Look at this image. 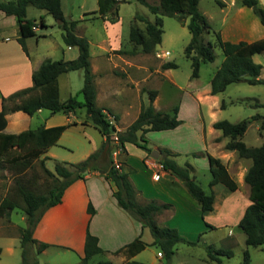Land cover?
<instances>
[{"label":"crops","instance_id":"crops-1","mask_svg":"<svg viewBox=\"0 0 264 264\" xmlns=\"http://www.w3.org/2000/svg\"><path fill=\"white\" fill-rule=\"evenodd\" d=\"M92 1L95 2L92 4ZM127 1L129 0H123ZM156 1L154 5H160V0ZM72 2L75 0H61V6L67 19L79 21L76 32L80 36L83 35L80 32H84L86 25L97 20L101 22L104 30V36L99 40L88 39L90 67L94 77L96 106L115 116V128L125 131L137 119L142 108L149 104L155 111L171 114L177 108V118L181 121L177 127L145 134V139L148 137L150 141V145L146 144L150 151L134 143H125V149L118 157L121 163L118 170L128 174L138 191L137 198L140 203L155 201L170 205L154 215L159 226L175 228L182 237L195 244L178 243L169 261L163 253L159 256L160 250L152 244L154 238L150 229L142 226L114 197L115 185L106 177L112 157L109 153H103L97 160V170L88 171L83 178L72 182L64 190L61 201L43 212L33 232V238L38 244H46L39 252L47 257L48 263L43 264H98L103 260L112 264H125L128 261H136L138 264H220L208 257L206 247L212 245L218 248L225 241L226 235L234 234V240L240 244L245 243V235L235 233L228 227L238 226L250 200L242 204L241 198L231 196L222 189L223 184L218 183L210 186L214 195L213 209L203 212L188 193L184 182L175 173L165 169L160 163L161 160L152 156L153 151H158L164 159L167 153L178 165H191L192 176L196 181L201 170L210 171L212 159H220L238 185L231 192H236L247 184L244 176L251 160L240 158L235 150L228 149L226 146L230 138L214 127L215 122L224 119V91L212 93L211 78L214 72L210 78L205 79L200 68L199 76L191 77V61L184 53L192 36L188 20L182 23V30L176 29L174 32L177 37L182 36L179 54L172 53L162 37V16L174 17V13L161 10L159 14H154L153 21L149 19L157 23L161 31V42L155 46L154 51H168L169 54L162 58L151 56L152 62L148 63L147 54L141 48L131 43L124 44L119 28L122 24L120 15L116 22L111 23L98 13V0H85L76 4L79 14L74 18L76 16L72 15ZM259 4L264 7V0H259ZM219 5L221 19L215 29L220 31L224 40L237 43L264 38V25L252 8L242 5L239 0H221ZM199 11L212 20V16L206 11ZM41 17L47 25L46 32L37 35L41 28L38 26L34 36L23 37L16 14L0 11V111L3 108V97L32 87V74L44 60L67 61L76 59L79 55L76 46L66 45L55 37V23L48 22L46 16L40 13L39 20ZM57 50L61 53L57 54ZM183 56L186 58L184 69L180 62ZM263 71L262 65L260 78H264ZM75 80L76 77L73 78L70 71L58 76L61 101L75 95L82 88V84ZM150 90L157 91L152 101L149 97ZM230 100L234 102V98ZM82 108H76L69 113L40 109L33 115L21 110L9 111L4 132L19 133L35 129L32 128L34 125H39L36 126L38 128L70 123L57 143L39 158L47 169L54 172L57 163L68 165L87 159L106 140V135L90 121L86 110L83 111ZM154 132L158 134L154 135ZM89 206L94 209L93 213H90ZM228 208L230 215L224 212ZM221 227L228 229L223 236L212 234ZM19 229L11 218L0 217V264L22 263ZM88 232L97 237L102 251L85 261ZM138 237L147 246L137 254L129 256L126 245ZM181 245L187 246L186 252L189 256L180 258L175 263L180 250H184ZM197 248L199 254H192V249ZM65 253L72 255L64 257L66 255L62 254ZM55 256H58V261H54Z\"/></svg>","mask_w":264,"mask_h":264},{"label":"trees","instance_id":"trees-1","mask_svg":"<svg viewBox=\"0 0 264 264\" xmlns=\"http://www.w3.org/2000/svg\"><path fill=\"white\" fill-rule=\"evenodd\" d=\"M146 6L153 14L159 12H172L181 23L188 20L191 31V39L184 49L185 55L191 61L192 78L199 76L201 65L215 60V48H219L224 56L221 65L216 69L211 78V90L213 94L225 91L228 85L235 82H245L248 84L264 83V78H260L262 65L253 60V56L264 51V38L254 42L240 41L233 43L222 38L219 30L214 29L205 15L198 8L200 0H160V5H154L147 0H137ZM122 0H98V13L106 17L111 23L118 20L119 4ZM242 5L252 8L254 14L264 25V7L259 4V0H239ZM35 6L51 14L57 26L62 30L63 40L66 45L76 46L79 55L73 60H44L33 72V85L30 88L14 92L3 97V108L0 111V167H5L18 173L23 172L32 160L55 145L63 133L70 125L63 124L52 127L40 126L35 129H28L19 133H6L4 129L7 125V113L9 111L21 110L29 115L35 114L40 109H48L51 112H73L76 108H85L90 121L106 135V140L98 151L91 154L87 159L71 163L68 165L57 163L54 172L47 169L45 172L54 178V184L47 192H35L23 185L18 186L20 198L23 201L26 226L21 228L22 264H40L36 253L41 252L46 247L45 243H37L33 238V232L37 226L43 212L49 207L61 201L64 190L75 180L83 178L84 174L91 170H97V160L103 153L111 154L114 147L112 133L115 128L110 125L102 112L96 106V90L94 87V77L90 67V44L86 37L76 34L78 20L67 19L61 6V0H0V11L15 13L19 22L20 32L23 37L34 36L35 27L47 26L44 19L36 22L28 19L27 8ZM139 19L145 23L144 29L137 25L130 28V41L141 48L145 53L151 52L157 44L161 42V31L157 23L151 22L144 16ZM82 70L84 84L75 94L65 101L59 98L58 76L62 73ZM156 90L149 91L150 101L156 96ZM82 95L83 100L78 96ZM8 103H13L11 106ZM256 106H264V103H255ZM225 107V103H222ZM261 115L253 116L256 119ZM177 118V108L173 114L168 112L155 111L151 104L144 106L137 117L125 131H119V140L125 149V143L130 142L146 150L145 134L149 131H162L173 129L180 124ZM248 120L230 122L219 120L214 127L220 129L225 136L230 138L227 144L228 149L235 150L240 158L250 159L251 165L246 171L244 181L249 185L250 203L245 208L244 214L238 223V227L244 232L247 246H264V141L260 146H247L242 137L248 127ZM264 128V120L262 122ZM18 150L13 154L12 150ZM163 167L175 173L185 184L190 196L199 204L203 212L213 209L214 195L207 193L192 176V166L178 165L175 160L165 154L160 161ZM211 180L210 186L221 183L229 190L234 191L238 185L227 170V167L220 159H212L210 166ZM106 177L113 181L116 190L113 192L118 204L127 210L132 216L137 218L142 226L148 227L153 236V245H156L162 252L166 260H170L175 252L178 243L190 242L182 237L175 228L159 226L154 215L169 208V204H158L155 201L140 203L138 201V191L134 188L127 173L116 169L110 161ZM18 202L4 197L0 201V216L9 218V211ZM90 213L94 212L89 206ZM35 246V250L33 247ZM147 246L139 237L126 245V252L133 256ZM209 257L220 262V256H231L232 250L225 248H215L212 245L206 247ZM102 249L98 246L96 236L88 232L86 238L84 258L87 261L91 256L98 254ZM98 264H112L108 260L99 261ZM125 264H138L136 261H128ZM240 264H250L248 250H244L243 261Z\"/></svg>","mask_w":264,"mask_h":264},{"label":"rangeland","instance_id":"rangeland-1","mask_svg":"<svg viewBox=\"0 0 264 264\" xmlns=\"http://www.w3.org/2000/svg\"><path fill=\"white\" fill-rule=\"evenodd\" d=\"M81 1H85V0H75V2H72L74 7L72 15L76 16L74 18H77L79 14V10L76 4H80ZM87 1L90 2L91 0H87ZM147 1L151 4L157 3L156 0H147ZM219 1L221 0H200L198 3L199 9H201L202 11H206L208 15L212 16V20L209 19L207 16L206 18L208 19L210 25L214 29L220 23V19H221V14H219V10H220ZM94 2L95 1H92V4ZM119 9L120 10L118 15H120L122 19V24L121 26H119V28L121 31L123 42H125L124 43L125 45L126 44L129 45V43L134 45L130 41V35H129L131 26L137 25L139 28L144 29L145 23L139 19V16H144L153 21L155 15L151 13L146 6L137 2V0H129L127 2H123L122 0V2L119 4ZM40 13L46 16L48 22L55 23L53 26V32L55 33L54 35L59 40V42L61 41L65 43L64 40H62L63 38L62 30L57 26L56 21L51 14H48L43 9L37 8L35 6H29L27 8L26 17L31 20L35 18L36 19L35 21L38 22ZM162 19H163V30H164L162 37L165 41V45L167 46V48H170L172 53L181 52L182 36L177 37V35H174V32L176 31V29L177 30L183 29L182 23L178 21V19L175 16L174 17L162 16ZM46 27L47 26L45 27L41 26L40 31L37 33V35L38 34L40 35L41 32H46ZM85 27L86 28L83 30L84 32L81 31L82 33L80 32V34H83L81 36H84L89 40L97 41L102 36H104V30L99 20L95 21L93 24L86 25ZM184 30L187 31L186 28ZM76 34L78 33L76 32ZM93 50H94V46L92 45V51ZM56 52L57 54L61 53L60 50H57ZM156 53L157 51H154V49L151 52L146 53L148 63L152 62L151 56H154L155 58ZM215 55L216 57L214 61L206 62L201 65V75L205 79L210 78V76H212L213 72L216 71V69L221 65L224 59V56L219 48H215ZM185 59L186 58H184V56L180 59L182 69H184L183 63H185ZM254 61H258L264 66V51L255 54ZM70 72L73 78L76 77L75 81H77V83L79 82V84H82L81 86H83L84 84L83 71L74 70ZM78 90L79 89H77V91ZM223 95H224L223 97L226 108L223 113L224 119L222 120H228L230 122H239L242 120H248L249 121L248 127L242 137V140L245 142L247 146H260L264 141V128L262 127V122L264 120V106H256L255 103H264V83L251 85L245 82H235L228 85V87L223 92ZM230 98L232 99L234 98L233 103L231 102ZM78 99L83 100V96L79 95ZM12 104L13 103H8L9 106H11ZM82 110L85 111L86 109L82 108ZM256 115H261V116L256 119H252V117ZM36 126L39 125H34L32 128H37ZM156 134L158 133L154 132V135ZM145 144H147V146L150 145V141L148 137H146ZM12 153L15 155L18 153V150L13 149ZM210 180H211V173L209 170L208 171L201 170L199 172L197 176V182L207 193L211 192ZM53 184H54V178L49 176L45 172L44 166L39 158L32 160L30 166L21 173H18L17 171H13L5 167H0V201L2 199V196L5 194L4 197L11 198L18 202L19 205L11 209V215L9 216V218H11V220L20 227L19 232L21 228L26 226V219L22 207L23 201L20 198L21 196L18 191V186L23 185L31 190H34L35 192H47L49 187H51ZM221 187L227 193H230L231 196L235 198H241L242 204H246V202L249 201L248 184H245L244 187H240L239 190L236 192H231L224 185H222ZM224 212L226 213V215H230L229 208L226 209ZM0 217H4V216H0ZM228 229L234 230L235 233H240L243 236L245 235L244 232L238 226H229ZM227 230L221 227L216 229L214 232H212V234H214L217 237L223 236V234ZM234 239H236V234H234L233 236L226 235L225 241L219 244L218 248L230 249L233 252V254L229 257L220 256V264H240L243 261L245 249L248 250L250 256V264H264V246H259V247L247 246L245 245V243L240 244L237 242V240ZM20 244H21V236H20ZM181 247H183L182 249L184 250H180L176 260H174L175 263L178 261V259L180 258L184 259L189 256V254L186 252V249H188L186 248L187 246L181 245ZM33 248H34L33 250L36 249L35 246ZM192 251H193L191 252L192 254H199V248H197L196 250L192 249ZM206 252L209 257V253L207 249ZM62 255H66L64 257H67L68 255H72V254L65 253ZM36 256L40 264H43L44 262L48 263V261L46 260L47 257L41 255L40 253H36ZM56 257L58 256L53 257L54 261H58L59 258ZM95 259H93L92 261H95Z\"/></svg>","mask_w":264,"mask_h":264},{"label":"built area","instance_id":"built-area-1","mask_svg":"<svg viewBox=\"0 0 264 264\" xmlns=\"http://www.w3.org/2000/svg\"><path fill=\"white\" fill-rule=\"evenodd\" d=\"M34 29H36V27ZM168 54H169L168 51L157 52L156 57L162 58L163 56L168 55ZM102 112H103L107 122L115 128V123H116L115 116L111 112H109L108 110H103ZM118 132H119V130H117L115 128V131L112 133V140L114 143V147L111 150L112 163L116 169H120V167H121V163H120L118 157L123 152V146L119 140ZM158 255L161 256L162 252H159Z\"/></svg>","mask_w":264,"mask_h":264},{"label":"water","instance_id":"water-1","mask_svg":"<svg viewBox=\"0 0 264 264\" xmlns=\"http://www.w3.org/2000/svg\"><path fill=\"white\" fill-rule=\"evenodd\" d=\"M152 156L156 159L163 160V155L160 154L158 151H153Z\"/></svg>","mask_w":264,"mask_h":264}]
</instances>
